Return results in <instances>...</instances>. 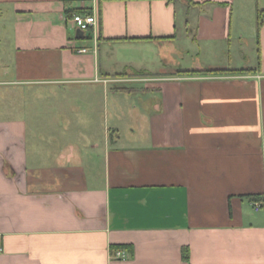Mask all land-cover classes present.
<instances>
[{
  "label": "crops",
  "instance_id": "1",
  "mask_svg": "<svg viewBox=\"0 0 264 264\" xmlns=\"http://www.w3.org/2000/svg\"><path fill=\"white\" fill-rule=\"evenodd\" d=\"M192 1L0 0V264H264V0Z\"/></svg>",
  "mask_w": 264,
  "mask_h": 264
},
{
  "label": "built area",
  "instance_id": "2",
  "mask_svg": "<svg viewBox=\"0 0 264 264\" xmlns=\"http://www.w3.org/2000/svg\"><path fill=\"white\" fill-rule=\"evenodd\" d=\"M72 21L76 27H78L82 31L88 30L90 27L96 24V17L94 15H83L77 14L72 17ZM80 51H85L82 49ZM254 210H260L263 207V204L260 201H254L252 204ZM116 257H124L123 252L117 251L115 252Z\"/></svg>",
  "mask_w": 264,
  "mask_h": 264
},
{
  "label": "trees",
  "instance_id": "3",
  "mask_svg": "<svg viewBox=\"0 0 264 264\" xmlns=\"http://www.w3.org/2000/svg\"><path fill=\"white\" fill-rule=\"evenodd\" d=\"M188 4H193L194 2L192 0H185ZM260 26H261V17L260 14L258 13V23H257V33L260 30ZM249 69H240V70H191L188 71V73L190 74H198V73H220V74H235V73H244L247 72ZM140 74H145L144 71L141 70H132L131 71V75H140ZM252 200H258L261 199L262 196L261 195H255V196H251L250 197ZM184 258L187 259L188 258V250L187 248L184 249Z\"/></svg>",
  "mask_w": 264,
  "mask_h": 264
},
{
  "label": "rangeland",
  "instance_id": "4",
  "mask_svg": "<svg viewBox=\"0 0 264 264\" xmlns=\"http://www.w3.org/2000/svg\"><path fill=\"white\" fill-rule=\"evenodd\" d=\"M179 58H180V57H178V59H179ZM185 64L188 65V66H191V63H189V62H185ZM138 76H139V75H136V76H135V75H130L129 78H133V77H134V78H137ZM142 76H143V75H142ZM141 81H142V80H141ZM124 83H127V82H124ZM128 83H133V85H135L134 87H138L139 84H142V82H140V83H139V82H128ZM127 85H129V84H127ZM55 142H56V141H50L51 144H54ZM60 142H62V141H60ZM261 213H264V210H261Z\"/></svg>",
  "mask_w": 264,
  "mask_h": 264
},
{
  "label": "water",
  "instance_id": "5",
  "mask_svg": "<svg viewBox=\"0 0 264 264\" xmlns=\"http://www.w3.org/2000/svg\"><path fill=\"white\" fill-rule=\"evenodd\" d=\"M80 33H82V32L80 31Z\"/></svg>",
  "mask_w": 264,
  "mask_h": 264
}]
</instances>
